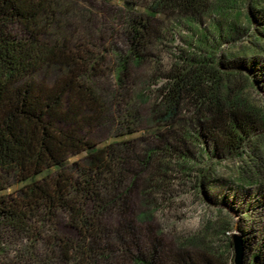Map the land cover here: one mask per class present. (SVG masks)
<instances>
[{"label":"trees","instance_id":"16d2710c","mask_svg":"<svg viewBox=\"0 0 264 264\" xmlns=\"http://www.w3.org/2000/svg\"><path fill=\"white\" fill-rule=\"evenodd\" d=\"M122 10L124 47L110 53L113 80L100 86L108 67L86 43L96 28L86 8L74 0H0V264H110L116 243L125 248L137 237L132 196L140 175L158 148L178 150L188 135L212 143L214 154L242 159L249 147L250 171L240 179L259 192L247 193L239 229L244 264H264V158L254 153L264 112L243 94L250 79L264 88V5L152 0L148 12L128 1ZM160 16L201 27L185 36L197 53L178 56L158 91L154 120L167 132L141 152L133 140L97 142L95 131L114 123L124 101L117 88L162 42ZM222 44L230 49L220 52ZM131 115L122 116L116 137L138 131ZM150 254L141 262L153 264L156 247Z\"/></svg>","mask_w":264,"mask_h":264},{"label":"rangeland","instance_id":"374dc122","mask_svg":"<svg viewBox=\"0 0 264 264\" xmlns=\"http://www.w3.org/2000/svg\"><path fill=\"white\" fill-rule=\"evenodd\" d=\"M74 1L86 8L88 17L96 23L94 33L86 43L91 50L99 51L106 58L103 68L108 67L105 71L107 76L101 78L99 85L106 83L109 86L115 64L114 55L110 53L115 47H124L119 26L125 13L122 8L128 1L133 4L134 11L148 12L147 7L152 0ZM259 1L264 5V0ZM160 18L165 24L162 42L152 47L147 63L132 69L125 87L117 88L120 94L125 95L122 97L124 101L119 111H115L114 123L95 131L97 142L133 140L137 152H141L159 144V137L155 135L158 131L167 132L166 128L157 130L154 120L160 102L158 91L178 56L197 53L198 50L190 46L185 36L197 35L201 27L190 21L182 20L180 23L167 17ZM202 22L204 28H209L208 19ZM103 42L105 45L101 47ZM221 49L220 52L228 51L230 46L222 44ZM244 75L247 76V73L244 72ZM243 94L258 110L264 112L263 87L250 79ZM129 109H134L133 113ZM124 114H132L128 118L135 123L138 131L116 137ZM182 117L188 120L193 115L185 111ZM191 123L195 129L198 127L197 121ZM180 131L187 133V130ZM261 133H264V128ZM185 138L186 144H177L178 150L156 149L157 155L140 175L132 196V209L139 230L137 237L125 248L116 243L118 253L110 258V264H146L141 261L151 259L150 252L154 247L156 257L153 264H189L190 259L195 264H233L234 248L230 241L233 234L242 235L239 229L240 214L250 208L246 205L249 200L246 195L259 192L254 184L249 187L240 179L242 172L250 171L249 147L247 155L241 159L221 151L214 154L210 142L196 140L189 135ZM258 144L259 147L254 145V153L264 158V136ZM182 152H187L188 157H184ZM262 166L264 169V161ZM235 195L237 204L232 202ZM250 204L251 207L255 205Z\"/></svg>","mask_w":264,"mask_h":264},{"label":"water","instance_id":"95a60500","mask_svg":"<svg viewBox=\"0 0 264 264\" xmlns=\"http://www.w3.org/2000/svg\"><path fill=\"white\" fill-rule=\"evenodd\" d=\"M232 244L234 248L233 264H244V243L240 233L233 234Z\"/></svg>","mask_w":264,"mask_h":264}]
</instances>
